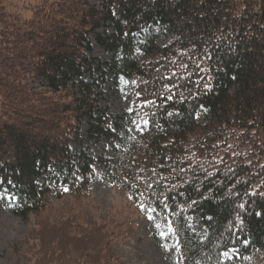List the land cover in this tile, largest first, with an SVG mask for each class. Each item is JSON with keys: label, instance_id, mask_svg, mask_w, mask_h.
Returning a JSON list of instances; mask_svg holds the SVG:
<instances>
[{"label": "trees", "instance_id": "16d2710c", "mask_svg": "<svg viewBox=\"0 0 264 264\" xmlns=\"http://www.w3.org/2000/svg\"><path fill=\"white\" fill-rule=\"evenodd\" d=\"M104 75L131 83L128 109L101 104ZM99 178L184 264H264V0H0L5 205L26 217ZM77 217L41 224L31 264H124L117 225Z\"/></svg>", "mask_w": 264, "mask_h": 264}, {"label": "rangeland", "instance_id": "374dc122", "mask_svg": "<svg viewBox=\"0 0 264 264\" xmlns=\"http://www.w3.org/2000/svg\"><path fill=\"white\" fill-rule=\"evenodd\" d=\"M88 1L97 3V0ZM153 29L159 34L158 43H165L167 38L160 34L157 27ZM91 54L100 60L111 59V54L95 42L92 43ZM123 85L125 90L122 89ZM120 86L114 84L108 75L100 79L96 92L101 94V104L107 106L110 112L117 113L131 106L134 95L131 83L123 81ZM85 129L86 125L82 122V131ZM84 147L95 154L103 148L101 143L94 141H85ZM9 200L8 195L0 193V264H31V248L37 244L41 235V224L60 221V218L68 217V214L78 216L74 220L78 226L80 220L84 221V224H80L83 229L87 228L86 223H104L112 229L117 225L114 230L121 232L120 243L113 246L112 250L120 255L124 264H184L170 228L160 223L150 213L152 210L141 214L128 196L109 185L105 178L95 180L91 191L84 198L63 197L26 217L12 213L5 205ZM188 222L196 232L203 233L197 217H191ZM123 235L125 238L122 240ZM226 253L230 254V251Z\"/></svg>", "mask_w": 264, "mask_h": 264}]
</instances>
